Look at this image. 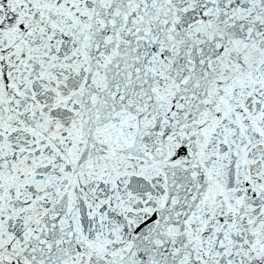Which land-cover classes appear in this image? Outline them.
Listing matches in <instances>:
<instances>
[{
  "label": "snow or ice",
  "instance_id": "1",
  "mask_svg": "<svg viewBox=\"0 0 264 264\" xmlns=\"http://www.w3.org/2000/svg\"><path fill=\"white\" fill-rule=\"evenodd\" d=\"M0 264H264V0H0Z\"/></svg>",
  "mask_w": 264,
  "mask_h": 264
}]
</instances>
